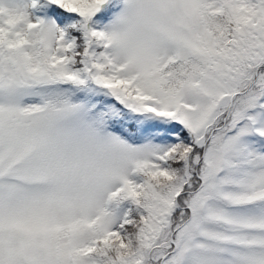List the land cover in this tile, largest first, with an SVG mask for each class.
<instances>
[{"label": "snow or ice", "instance_id": "obj_1", "mask_svg": "<svg viewBox=\"0 0 264 264\" xmlns=\"http://www.w3.org/2000/svg\"><path fill=\"white\" fill-rule=\"evenodd\" d=\"M0 264H264V0H0Z\"/></svg>", "mask_w": 264, "mask_h": 264}]
</instances>
